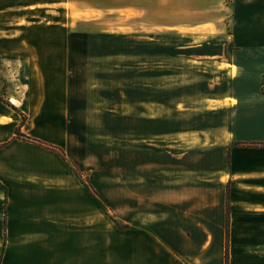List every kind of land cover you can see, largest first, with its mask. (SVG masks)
<instances>
[{
    "label": "crops",
    "instance_id": "0c3cea01",
    "mask_svg": "<svg viewBox=\"0 0 264 264\" xmlns=\"http://www.w3.org/2000/svg\"><path fill=\"white\" fill-rule=\"evenodd\" d=\"M195 2L177 26L200 78L131 108L126 159L112 158L127 264H264V0ZM73 4L0 0V264H104L105 196L77 169L87 83L72 60L87 51ZM202 25L215 34L193 44Z\"/></svg>",
    "mask_w": 264,
    "mask_h": 264
},
{
    "label": "rangeland",
    "instance_id": "374dc122",
    "mask_svg": "<svg viewBox=\"0 0 264 264\" xmlns=\"http://www.w3.org/2000/svg\"><path fill=\"white\" fill-rule=\"evenodd\" d=\"M73 2V45L87 51L72 60L73 67H80L73 77L87 83L81 102L84 106L86 99L88 108L87 164L77 169L89 191L99 190L105 196L104 264H127V182L111 181L112 158L118 153L121 163L126 159L131 108L142 107L146 99L158 110L162 94L174 95L178 83L200 78L199 71L191 68L197 64L186 57L192 53L182 48L189 42L182 35L192 29L177 26L198 6L195 0ZM220 25L224 27L223 22ZM194 29L203 33L193 37V44H202L216 27ZM83 125L85 121L82 129ZM115 186L118 190L113 191ZM112 197L123 212L110 209Z\"/></svg>",
    "mask_w": 264,
    "mask_h": 264
},
{
    "label": "trees",
    "instance_id": "16d2710c",
    "mask_svg": "<svg viewBox=\"0 0 264 264\" xmlns=\"http://www.w3.org/2000/svg\"><path fill=\"white\" fill-rule=\"evenodd\" d=\"M263 89H264V85H263Z\"/></svg>",
    "mask_w": 264,
    "mask_h": 264
}]
</instances>
